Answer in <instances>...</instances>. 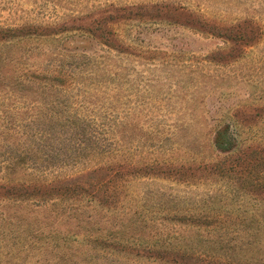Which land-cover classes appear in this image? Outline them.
I'll use <instances>...</instances> for the list:
<instances>
[{
	"label": "rangeland",
	"instance_id": "1",
	"mask_svg": "<svg viewBox=\"0 0 264 264\" xmlns=\"http://www.w3.org/2000/svg\"><path fill=\"white\" fill-rule=\"evenodd\" d=\"M0 264H264V0H0Z\"/></svg>",
	"mask_w": 264,
	"mask_h": 264
},
{
	"label": "trees",
	"instance_id": "2",
	"mask_svg": "<svg viewBox=\"0 0 264 264\" xmlns=\"http://www.w3.org/2000/svg\"><path fill=\"white\" fill-rule=\"evenodd\" d=\"M47 149H53V147L47 148L42 143H39L36 147L33 146V147L28 148V155L27 156H18V158H21V160H22V157H23V159L29 158L30 160H32V162H31L32 166H35V164H38L39 162H42V161L46 162V166L47 165H53V164H55V162H57L56 161V155H54L51 152L47 153L48 152ZM39 158H41L40 161H38ZM40 164L43 165V163H40ZM197 252H203V251L197 250ZM187 254H189V253H187ZM191 254H194V250L191 252Z\"/></svg>",
	"mask_w": 264,
	"mask_h": 264
}]
</instances>
